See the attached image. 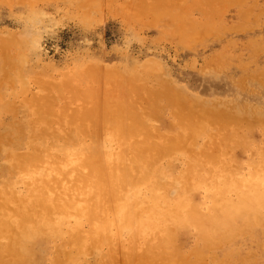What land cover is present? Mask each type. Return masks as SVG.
I'll use <instances>...</instances> for the list:
<instances>
[{"label":"rangeland","instance_id":"obj_1","mask_svg":"<svg viewBox=\"0 0 264 264\" xmlns=\"http://www.w3.org/2000/svg\"><path fill=\"white\" fill-rule=\"evenodd\" d=\"M219 1L0 0V264H141L144 256L163 264L169 253L178 264H264V217L208 244L195 227L170 225L168 254L160 237L149 243L138 231L136 242L127 240L117 223L103 236L98 225L55 213L46 226L33 216L21 239L19 221L41 192L103 180L106 153L118 148L110 133L131 136L113 128L117 112L136 115L139 139L173 149L160 158V184L180 176L187 156L200 161L205 153L224 156L238 176L251 171L264 151V0H221L232 4L222 14ZM158 3L172 7L161 4L153 20ZM86 157L92 163L83 167ZM192 195L191 204L199 198L193 205L207 212V191L196 187Z\"/></svg>","mask_w":264,"mask_h":264},{"label":"bare ground","instance_id":"obj_2","mask_svg":"<svg viewBox=\"0 0 264 264\" xmlns=\"http://www.w3.org/2000/svg\"><path fill=\"white\" fill-rule=\"evenodd\" d=\"M211 1L212 0H210V3H211ZM220 1H219V3L221 4L220 5L221 7L219 6L220 9H218V11L216 9H212L210 4L208 6H210V9H212L213 11H217V13L223 12V9H224V8H222L223 4ZM236 1H238V0H236ZM204 2L206 3V1H204ZM207 2H208V0H207ZM227 2L228 1L225 2L223 7H225L226 5H228L227 7L230 6L231 1L229 2L230 4H226ZM232 2H234L235 4L240 3L239 1L237 3L235 1H232ZM90 3H92V2H90ZM199 3H200V1L198 2V4ZM153 4L155 5V3H153ZM161 4H159L157 7L155 6L156 8L153 10L154 14L152 15V19L154 16H156V14L159 13V11H160L159 9L162 8L161 6L165 5L166 3L165 4L161 3ZM154 5H151V7L152 6L154 7ZM196 5H197V3H196ZM199 5H201V4H199ZM165 6H167V5H165ZM170 6L172 7V5H170ZM170 6H167V7L169 8ZM231 6H232V4H231ZM145 8H143V10ZM193 9H196V7H194ZM221 9H222V11H220ZM200 10H203V9L201 8ZM231 10H233V9H231ZM155 11H156V13H155ZM246 11L247 12H244V13H247V14L250 13V12H248V9ZM203 12H205V14H206V12H208V11L203 10ZM143 13L144 12L142 11L141 14H143ZM244 13H243V15H246L244 17H247V14H244ZM144 14H146V13H144ZM151 14H152V12H151ZM219 14H222V13H219ZM217 15H216V17H217ZM218 16H220V15H218ZM171 19L172 18H170V21H173ZM210 19H211V21L213 19L214 22L217 20V19L214 20V18H212V17H210ZM208 22L210 23V25H209V23H208V25L211 26L212 25L211 22L210 21H208ZM143 23H145V22H143ZM150 23L152 24V22H150ZM150 23H147V24H150ZM237 25H240V24L238 23ZM149 26H151V25H149ZM175 26H176V24H175ZM221 26H223V25H221ZM205 27H207V25H205ZM235 27H239V26H235ZM178 28H180V27H178ZM178 28H176V29H178ZM253 28H256V27H253ZM191 29L193 30V27ZM206 29H203V30H206ZM231 29H233V27ZM203 30H201V31H203ZM249 30H251V29H249ZM155 31H156V28H155ZM203 32L205 33V31H203ZM178 33H179V31L177 32V34ZM196 33H198V31ZM245 34H247V33H245ZM179 35H178V37L181 36V35L180 36ZM204 35H206V34H204ZM201 36H198V37H201ZM181 38L184 39L183 37H181ZM184 40L186 41V38ZM184 40H183V43H184ZM263 41H262V43H264ZM206 43H205V46H206ZM15 44H17V43H15ZM189 45H191V44H189ZM238 45H239V42H238ZM244 47H245V45H244ZM262 47H264V46H262ZM254 52L252 54H254ZM220 55H222V54H220ZM227 56H228V54H227ZM18 57H19V55H18ZM254 61H256V60H254ZM254 61H252V63H254ZM150 62H151V60H150ZM252 63H250V64H252ZM144 64H146V63H144ZM154 64H158V62H156ZM154 69H156V71L158 70L157 67ZM162 70H160V72ZM93 76H95V75H93ZM172 94H173V92L171 93V95ZM184 100H186V98ZM106 107H107V105H106ZM129 108H132V107H129ZM122 114H124V113H118L117 112V118L115 120L116 123H114L113 128L117 131H120V129L123 128V133L126 135H131V136H129V137H127V136L124 137V135L118 136L117 139L114 138V140H113L112 134L110 133V137H111L110 141H112V143L117 144L118 148L116 149L117 152L114 154V156L110 152L106 153L107 158L103 164L105 174H106L105 175L106 178L104 179V177H105L104 176L102 178L103 180H101V181L98 180V182L95 181V182H93V184H91V186H87L85 183H82V182H79V183L77 182L70 187L62 186L61 188L54 189V190L49 188V191L51 192V195H49V196L46 195V192L45 193L41 192L37 198L36 204H34L32 206V208L29 207V209L25 213L22 214L23 216L19 221L20 224H22V226L24 228L21 239L28 238L29 228L27 227V224H28V222H31L32 220H34L32 218L33 216L37 217V219L35 221L40 220L41 222H39V221L38 222L41 224L43 222L42 225L45 224V226H46L49 223V222H47V217H49L48 214L52 216L55 213V214H59V216H61L62 219L63 218L67 219V218L72 217V215H74L77 220L88 221V225L86 228H89L90 224H92V226H94V227H95V225H98L99 227L95 228V231L100 232L103 236H104V232H105L106 228H108L107 226L109 224L111 225L112 223L113 224L117 223V225L115 226V229H119L120 233H125L124 236L127 240L129 238L133 241L135 240V242H136L137 238L135 239V237H136L135 234L138 231L139 232L142 231V234H145L144 236L149 241V243L152 241H158V238L160 237V239L162 241L161 242L162 246L159 248L165 249L164 253L168 254L169 251H167L166 249H170L169 243L171 242L172 237H173V236H168V234L170 233V231L173 232V229L170 228L173 226H175L174 228H178V229H181V228L186 227V226L195 227L197 234H199V236H201V239L204 240L206 242V244H208V243H217V242L222 241V239L227 234L234 232L235 230H237L238 228H240L244 225H251V224L253 225V224H257V223L260 224L259 223L261 221L260 218L264 217V151H261L260 153L257 154L256 158H254V160L252 162L251 171H249L248 173H246L243 176H238L235 174L236 171H234V173H233L230 169H228L227 165L225 164L226 161L224 162L225 158L222 155L214 156L215 155L214 154L211 157L210 154L208 155L207 153H205L202 156L203 158L201 157L202 158L201 160H203V161H201V160L196 161L193 158L187 156L183 161L180 162V160H179V162L181 163L180 164V166H181L180 176L177 177L176 179H174L171 183H167V182L163 181L160 184V183L156 182V181H158V180H156V178L160 177L159 172H158V170L161 167V166L160 167L158 166L160 158H163L165 156V154H167L168 152H170L173 149L162 150L158 146L156 141L152 142L148 138H147L148 141H146V140L143 141V140L139 139V136L140 135L143 136V135L141 133V126L136 125L137 124L135 122V120H136L135 116L136 115L134 113H132V118H129L128 116H125V115L123 116ZM234 118H237V117H234ZM239 120H241V119H239ZM144 123H146V121H144ZM87 127L90 128V124H87ZM115 130H114V132H116ZM77 131L84 133L85 130H84V127L82 125H80V126H78ZM117 134L119 135L120 133H117ZM143 139H145V138H143ZM258 150H260V149L258 148ZM253 154L255 155V153H253ZM91 161H92V158L86 157L85 159L82 160L81 165L83 167L84 166L88 167L92 163ZM162 168H163V166H162ZM161 170L163 171V169H161ZM239 172H240V170H239ZM102 173H103V171H102ZM79 181H81V180H79ZM161 181H162V179H161ZM196 187H202L208 193V197L210 199L209 201H211L210 202L211 207L209 209L207 208L208 210L206 209L207 212L198 211V209L196 207L198 203L196 205H193V204H195V202L198 201L199 198L192 200V202L195 201L192 204L190 202L191 197L193 196L192 191ZM197 195H199V194H197ZM195 197H198V196H195ZM192 198H194V197H192ZM198 202H200V201H198ZM54 221H55V225H57L58 222L60 221V218H55ZM238 221H239V223H238ZM154 223L166 224V226L162 225V226L152 227L151 224H154ZM51 227L52 226H50V225L48 226V228H51ZM52 228L55 231H58V229H59V227H56V228L52 227ZM89 229H91V228H89ZM263 229H264V227H263ZM246 230H247V228L245 229V231ZM93 231L94 230H92V232ZM259 231H262V230H259ZM50 232H52L51 235H54V231H50ZM241 233H243V232H241ZM116 235L118 236V233H116ZM170 235H172V234H170ZM254 235H256V234H254ZM140 237H138V238H140ZM83 238H85V236ZM175 238L176 237L174 236V239ZM77 239H75V240H77ZM117 239H118V237H117ZM261 239H259V240H261ZM80 240H82V239H80ZM245 240H246V238H245ZM249 240H247V241H249ZM256 240H257V238H256ZM172 241H174V240H172ZM238 241H240V240H238ZM17 243H18V241H17ZM69 244H70V242H69ZM69 244H67V246H69ZM76 244H77V242H76ZM263 245L264 244H262V246ZM151 247L153 248L152 245H150L148 248H151ZM263 247H262V249L260 247L262 257L259 260H262V262L264 263V248ZM62 249H63L62 252L66 254L67 253L66 249L69 250V247L68 248L67 247L62 248ZM240 251H242V250H240ZM146 252H148V251H146ZM252 254L253 253L250 252V253H248V256H246V257L249 259L253 258ZM65 256H69V255L66 254ZM146 257L144 256V258H140L141 264H146L148 262L149 257L148 258H146ZM162 258H163L162 259L163 264H178L177 262H175L172 259L173 256L171 253H169L167 255V257H162ZM57 261H58V259L55 260L54 262H57ZM246 262H247V260H246Z\"/></svg>","mask_w":264,"mask_h":264}]
</instances>
